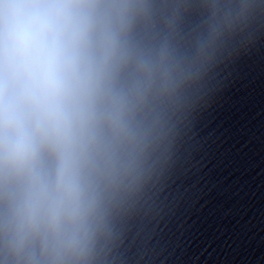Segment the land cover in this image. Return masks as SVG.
Masks as SVG:
<instances>
[{
	"label": "clouds",
	"instance_id": "clouds-1",
	"mask_svg": "<svg viewBox=\"0 0 264 264\" xmlns=\"http://www.w3.org/2000/svg\"><path fill=\"white\" fill-rule=\"evenodd\" d=\"M264 0H0V264H112Z\"/></svg>",
	"mask_w": 264,
	"mask_h": 264
},
{
	"label": "water",
	"instance_id": "water-1",
	"mask_svg": "<svg viewBox=\"0 0 264 264\" xmlns=\"http://www.w3.org/2000/svg\"><path fill=\"white\" fill-rule=\"evenodd\" d=\"M112 264H264V36L215 70Z\"/></svg>",
	"mask_w": 264,
	"mask_h": 264
}]
</instances>
